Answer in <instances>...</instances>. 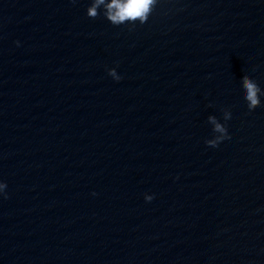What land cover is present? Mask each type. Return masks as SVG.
<instances>
[{
    "label": "water",
    "instance_id": "obj_1",
    "mask_svg": "<svg viewBox=\"0 0 264 264\" xmlns=\"http://www.w3.org/2000/svg\"><path fill=\"white\" fill-rule=\"evenodd\" d=\"M92 2L0 0V264H264V0Z\"/></svg>",
    "mask_w": 264,
    "mask_h": 264
},
{
    "label": "clouds",
    "instance_id": "obj_2",
    "mask_svg": "<svg viewBox=\"0 0 264 264\" xmlns=\"http://www.w3.org/2000/svg\"><path fill=\"white\" fill-rule=\"evenodd\" d=\"M71 2L75 4L77 0H71ZM156 3L157 0H93L87 8L86 14L91 19L103 14L108 22L117 27L125 24H134L137 21L140 24H145ZM17 46H19V41H17ZM110 75L115 77L117 82L122 79V77H116L115 72H111ZM244 92V100L250 113L264 106V99H262L264 97V89H261L254 80H244ZM227 120L231 122L232 116L228 115ZM209 121L214 125L213 131L218 135L206 141V145L215 149L225 143H230L232 137L229 127L218 122L215 117H209ZM7 187L8 185L5 182L0 181V197L4 199L8 198ZM93 195H96V193H93ZM154 198L152 194L144 199L150 203Z\"/></svg>",
    "mask_w": 264,
    "mask_h": 264
}]
</instances>
